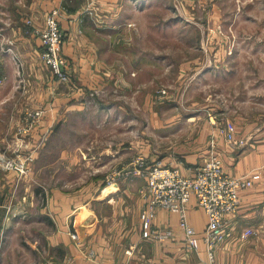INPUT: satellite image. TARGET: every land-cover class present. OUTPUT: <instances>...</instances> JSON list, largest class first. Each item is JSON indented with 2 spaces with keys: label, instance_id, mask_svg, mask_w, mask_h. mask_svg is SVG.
Listing matches in <instances>:
<instances>
[{
  "label": "rangeland",
  "instance_id": "1",
  "mask_svg": "<svg viewBox=\"0 0 264 264\" xmlns=\"http://www.w3.org/2000/svg\"><path fill=\"white\" fill-rule=\"evenodd\" d=\"M122 17L115 32L104 14L92 17L99 30L84 36L104 57V67L92 71L101 77L86 89L84 112L48 130L41 111L27 113L23 94L33 90L35 75L23 67L21 41L0 33V264L50 263V253L40 258L26 244L21 252L5 248L23 204L78 205L87 213L98 188L146 189L147 169L158 160L184 175L182 156L194 169L206 162L211 155L200 152L211 140L202 138L213 126L222 135L230 122L238 136L248 124H264V0H126ZM8 44L12 67L2 59ZM39 61L38 73L51 75ZM47 218L51 238L60 226L54 213ZM21 231L30 241L44 233L33 223Z\"/></svg>",
  "mask_w": 264,
  "mask_h": 264
},
{
  "label": "crops",
  "instance_id": "2",
  "mask_svg": "<svg viewBox=\"0 0 264 264\" xmlns=\"http://www.w3.org/2000/svg\"><path fill=\"white\" fill-rule=\"evenodd\" d=\"M86 1L81 0L76 6L72 5L73 0L0 2V33L18 36L21 46L16 47V50L23 67L27 73L35 75L31 80L33 90L23 94L28 103L25 102L27 113L41 111L43 117L39 122L41 126L48 127L47 130L53 124L58 125L66 114L83 113L80 102L86 89L101 77L97 75V72H101L97 68L104 67V57H99L98 50L84 36L91 28L99 30L97 26L91 25L96 24L92 17L102 18L104 14L111 20L107 27L113 32L117 31L116 25H125L122 10L126 0H90L93 12L86 11ZM54 10L58 13L65 35L63 50L72 69V89L68 88L69 83L61 84L52 74L43 76L38 73L41 72L42 64L39 61L41 41L37 33L44 29L48 14ZM8 45L6 49L9 53L1 58L7 63L6 66L12 67L14 53L11 50L15 49ZM94 66L97 67L95 73L92 72ZM248 127L246 132L236 136L244 141V146L228 143L224 136L217 134L214 126L211 134H205L202 138L205 142L211 140V146H202L204 149L200 155L205 159L209 154L219 156L227 173L234 177L245 176L253 182L252 187L240 192L239 209L228 224L229 236L215 250L216 264H264V124H248ZM182 157L184 159L179 162V166L185 174L192 175L194 163L189 161L191 157ZM97 190L99 198L86 205L88 215L78 205L70 207L59 203L44 207L23 204V209H18L23 213L13 215L11 234L14 236L7 238V252H21V244H26L29 252L36 253L40 258H47L50 253V263L47 261V264H208L205 242L201 241L198 252L186 250L178 216L167 210L155 209L149 224L154 233H167L169 238L159 240L155 234L143 236L142 213L148 207L144 187L117 185ZM52 213L55 214V223L60 227L50 238L46 224L47 217ZM188 217L199 236H202L207 217L194 198L190 202ZM31 223L43 227L44 232H40L34 241L26 239L21 231L22 227ZM73 229L77 235H74ZM247 229L254 233L243 238L242 234ZM39 243H43V246L37 248ZM24 251L26 253L27 249Z\"/></svg>",
  "mask_w": 264,
  "mask_h": 264
},
{
  "label": "built area",
  "instance_id": "3",
  "mask_svg": "<svg viewBox=\"0 0 264 264\" xmlns=\"http://www.w3.org/2000/svg\"><path fill=\"white\" fill-rule=\"evenodd\" d=\"M45 27L40 33V59L57 81L68 84L71 80L69 63L63 53V31L57 12L48 14ZM219 132L228 143L235 146L245 145L243 140L236 137L234 124L227 122L220 127ZM137 164L141 166L143 162L139 160ZM146 180L144 194L148 207L142 213L143 236L155 234L159 240L169 238L167 233H154L149 224L155 209L167 210L178 216V225L185 236L186 250L198 252L203 241L207 246L208 264H216L215 250L227 240L228 224L240 206V192L252 187V180L245 176H231L217 155H211L206 162L198 165L192 175H184L179 168L169 167L158 160L148 167ZM193 198L207 217L202 236H199L188 217ZM253 233L247 229L242 237L248 238Z\"/></svg>",
  "mask_w": 264,
  "mask_h": 264
}]
</instances>
